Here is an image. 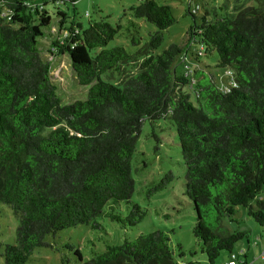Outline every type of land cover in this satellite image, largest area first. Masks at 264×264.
Returning <instances> with one entry per match:
<instances>
[{
    "label": "trees",
    "instance_id": "trees-1",
    "mask_svg": "<svg viewBox=\"0 0 264 264\" xmlns=\"http://www.w3.org/2000/svg\"><path fill=\"white\" fill-rule=\"evenodd\" d=\"M79 1L0 0V203L19 221L4 263L27 264L49 236L87 226L103 234L104 247L92 243V258L83 261L66 243L62 264H177L162 230L114 245L100 224L126 230L148 216L132 200L138 142L148 124L156 141L169 132L180 147L184 193L196 212L193 234L213 264L247 236L223 224L238 207L264 228V0L236 14L223 12L226 4L220 12L206 8L201 24L200 7L188 10L195 23L185 46L160 53L164 33L177 23L170 5L137 0L115 24L103 16L84 24ZM56 16L65 36L50 49L68 55L78 84L89 87L84 100L68 104L39 47ZM138 21L156 31L145 36ZM126 35L130 45L118 44ZM204 61L209 71L186 67ZM131 66L134 73L124 72ZM117 72L128 74L119 84L110 77ZM172 180L165 175L148 196Z\"/></svg>",
    "mask_w": 264,
    "mask_h": 264
},
{
    "label": "rangeland",
    "instance_id": "rangeland-1",
    "mask_svg": "<svg viewBox=\"0 0 264 264\" xmlns=\"http://www.w3.org/2000/svg\"><path fill=\"white\" fill-rule=\"evenodd\" d=\"M161 4L170 5L173 8L177 23L171 26L164 33V40L158 53L168 49L175 44L184 47L187 41V32L195 21L188 10H195L199 5L196 23L201 24V15L206 8H214L216 12L223 10L236 14L244 8H254L260 3V0H158ZM137 0H81L77 4L80 20L87 24L90 20L98 19L100 16L108 17V20L115 24L119 19H123L124 11L131 6L136 5ZM100 10V13H99ZM55 11L51 10L50 13ZM86 13H89L87 17ZM226 13V12H225ZM60 18L55 17L52 28L46 32V37L40 42L41 55L44 60L51 63L50 75L53 83L57 86V94L62 103L68 104L77 100H84L89 87L80 86L76 75L71 68L68 55H55L50 49L51 42L58 38H63L65 33H59L57 23ZM142 32L149 36V32H155L153 25H146L144 21H138ZM118 44L130 45L129 37L118 39ZM113 43V42H111ZM132 51V48L129 47ZM188 62V61H187ZM177 62L178 74L184 73L182 66ZM195 66L191 62L187 64V69H196L209 71V63ZM129 74L136 71L133 66L126 68L124 72ZM214 72L221 73L223 69H213ZM128 74L113 73L110 75L111 81L119 84ZM107 79V77H106ZM158 131V130H157ZM149 125L143 128L138 142L137 157L134 162L135 171L133 177L136 183L135 193L132 200L139 203L143 208H147L148 216L136 227L122 229L120 225L100 220L101 226L107 231V239L112 244L119 245L125 239L133 240L141 233H149L155 230H162L170 238V246L177 264H210L206 254L201 250V246L195 239L193 227L196 224V212L190 199L184 193V175L185 165L182 159L180 147L177 142H173L172 133L158 135V141L150 136ZM160 133V132H159ZM173 142V144H172ZM160 145V151H155V146ZM157 153L161 154L157 157ZM170 174L173 180L169 185L158 193L148 196L147 191L154 183L158 182L165 175ZM18 217L13 213L8 205L0 203V264L4 263L2 254L5 245L14 244L16 229L18 227ZM224 226L230 232H245L247 236L239 240L233 251H224L215 260L213 264H227L232 255L236 256L235 261L239 263L247 257V264H264V228L259 226L253 218L248 215V209L238 207L232 220L224 219ZM103 236L99 231H91L87 226H79L60 232L59 235L49 236L46 239L47 245L37 248L27 264H62V253L59 251L66 243H71L75 249H78L87 261L92 258V243L97 247H104L98 241ZM68 259L72 260V254L65 252ZM184 254V256L181 255ZM244 255V256H243ZM242 259V260H241ZM71 264H83L72 262Z\"/></svg>",
    "mask_w": 264,
    "mask_h": 264
},
{
    "label": "built area",
    "instance_id": "built-area-1",
    "mask_svg": "<svg viewBox=\"0 0 264 264\" xmlns=\"http://www.w3.org/2000/svg\"><path fill=\"white\" fill-rule=\"evenodd\" d=\"M198 9H199V6H197L196 9H195V10H192V11L195 13V12L198 11ZM228 74L230 75L231 73L228 72ZM235 259H236V256L232 255V259H230L229 262H228L227 264H244L243 261H240L239 263H237V262L235 261Z\"/></svg>",
    "mask_w": 264,
    "mask_h": 264
},
{
    "label": "crops",
    "instance_id": "crops-1",
    "mask_svg": "<svg viewBox=\"0 0 264 264\" xmlns=\"http://www.w3.org/2000/svg\"><path fill=\"white\" fill-rule=\"evenodd\" d=\"M243 256H244V255H243ZM246 259H247L246 256H245V260H242V259H241V260L244 262V264H247V260H246Z\"/></svg>",
    "mask_w": 264,
    "mask_h": 264
}]
</instances>
